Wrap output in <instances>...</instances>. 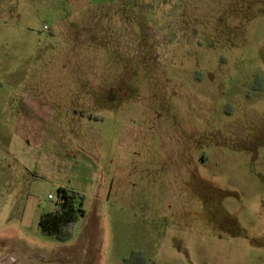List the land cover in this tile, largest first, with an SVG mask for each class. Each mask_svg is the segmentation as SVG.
Instances as JSON below:
<instances>
[{
    "label": "rangeland",
    "instance_id": "obj_1",
    "mask_svg": "<svg viewBox=\"0 0 264 264\" xmlns=\"http://www.w3.org/2000/svg\"><path fill=\"white\" fill-rule=\"evenodd\" d=\"M0 264H264V0H0Z\"/></svg>",
    "mask_w": 264,
    "mask_h": 264
},
{
    "label": "trees",
    "instance_id": "obj_2",
    "mask_svg": "<svg viewBox=\"0 0 264 264\" xmlns=\"http://www.w3.org/2000/svg\"><path fill=\"white\" fill-rule=\"evenodd\" d=\"M57 207L41 215L39 227L42 233L65 241L70 238L71 225L83 215L85 195L68 187L58 188Z\"/></svg>",
    "mask_w": 264,
    "mask_h": 264
},
{
    "label": "built area",
    "instance_id": "obj_3",
    "mask_svg": "<svg viewBox=\"0 0 264 264\" xmlns=\"http://www.w3.org/2000/svg\"><path fill=\"white\" fill-rule=\"evenodd\" d=\"M49 197H50V198H53V196H52V195H50ZM58 201H59V198L57 197V202H58Z\"/></svg>",
    "mask_w": 264,
    "mask_h": 264
},
{
    "label": "crops",
    "instance_id": "obj_4",
    "mask_svg": "<svg viewBox=\"0 0 264 264\" xmlns=\"http://www.w3.org/2000/svg\"><path fill=\"white\" fill-rule=\"evenodd\" d=\"M69 188V187H68ZM72 189V188H71ZM74 190V189H73Z\"/></svg>",
    "mask_w": 264,
    "mask_h": 264
}]
</instances>
